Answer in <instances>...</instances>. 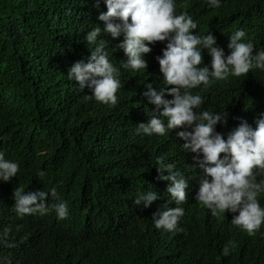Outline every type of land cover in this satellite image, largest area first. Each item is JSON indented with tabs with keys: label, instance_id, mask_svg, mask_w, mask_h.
<instances>
[{
	"label": "trees",
	"instance_id": "16d2710c",
	"mask_svg": "<svg viewBox=\"0 0 264 264\" xmlns=\"http://www.w3.org/2000/svg\"><path fill=\"white\" fill-rule=\"evenodd\" d=\"M79 2L0 0V151L19 165L16 177L0 181V264H264V223L249 236L223 214L212 216L190 194L179 205L186 212L177 225L182 231L167 232L151 220L164 198L148 208L132 203L138 192L161 186L158 147L180 165L191 154L180 147L177 130L156 135L149 148L151 136L135 131L155 107L142 92L161 83L156 69L121 68L114 105L95 101L87 87L81 91L67 79L71 64L94 47L83 37L95 24L96 0ZM176 5V14L186 11L197 23L193 34L211 33L226 55L228 35L237 29L254 49L264 48V0H220L217 8L205 0ZM98 39L120 65L116 45L122 36L113 39L102 31ZM201 56L202 65L210 62L206 49ZM200 94L201 110L227 113L225 123L215 126L226 138L241 119L255 127L264 113V72L229 75ZM38 169L43 177L35 175ZM199 181L188 178L186 193L197 191ZM17 186L26 192L55 187L67 202V218L57 219L53 210L18 216L12 199ZM257 200L264 207V192ZM229 244V254L221 255Z\"/></svg>",
	"mask_w": 264,
	"mask_h": 264
},
{
	"label": "clouds",
	"instance_id": "9594fccd",
	"mask_svg": "<svg viewBox=\"0 0 264 264\" xmlns=\"http://www.w3.org/2000/svg\"><path fill=\"white\" fill-rule=\"evenodd\" d=\"M79 1L80 6L88 0ZM205 3L209 8L220 6V0ZM95 6V24L83 37L94 47L86 59L71 64L67 79L75 81L81 91L87 87L95 101L114 105L121 87V68L133 72L145 71L146 67L156 69L159 77L163 75L161 83L145 85L146 91L142 92L155 107L147 113V122L139 123L135 131L151 136L149 148L156 142V135L177 130L176 137L183 141L180 147L191 154L190 160L180 165L166 147H158L156 155L163 156L156 157L155 167L161 186L157 192H138L132 203L148 208L153 201L164 198L162 206L152 213L153 226L179 232L182 229L178 221L186 213L179 205L192 194L212 216L223 214L249 236L254 235L264 223V207L257 200L264 192V113L254 120L255 127L241 119L225 138L215 126L225 123L227 113L201 110L204 99L200 92L229 75L240 77L253 69L264 72V48L254 49L253 43L244 39L246 32L237 29L228 35L226 55L215 46L211 33L193 34L197 23L186 11L176 14V0H96ZM102 31L113 39L122 36L116 45L121 51L120 65L109 57L106 42L98 39ZM157 41L166 44L162 47ZM159 49L161 53L156 54ZM202 49L210 56L208 64L202 65ZM197 88L194 94L191 90ZM164 154L170 161H165ZM18 169V163L6 159L0 151V181H10ZM35 175L43 177L45 172L38 169ZM194 177L200 179L198 190L186 193L188 178ZM12 199L18 216L45 215L53 210L57 219H65L69 214L67 202L55 187L47 192H26L17 186ZM170 203L177 206L169 207ZM229 250L230 244L225 245L221 255L227 256Z\"/></svg>",
	"mask_w": 264,
	"mask_h": 264
}]
</instances>
